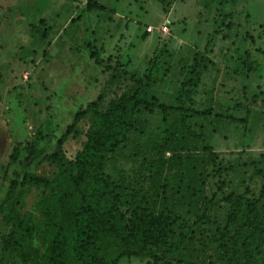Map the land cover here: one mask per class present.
I'll list each match as a JSON object with an SVG mask.
<instances>
[{"label":"trees","instance_id":"16d2710c","mask_svg":"<svg viewBox=\"0 0 264 264\" xmlns=\"http://www.w3.org/2000/svg\"><path fill=\"white\" fill-rule=\"evenodd\" d=\"M249 1L242 0L239 10V0H202L206 11L215 12L207 47L221 31L232 30L247 44L250 16L241 17ZM157 2L166 8L178 0ZM40 6L47 0L31 8L36 12ZM84 9L108 12L93 0ZM29 27L50 46L51 27L44 19ZM86 47L101 68L98 95L74 114L52 152L42 148L51 143L37 130L23 160L28 167L32 159L45 158L56 166V176L18 173L27 150L22 145L1 168L0 264H38L36 234L49 251L39 264H264V154L236 169L214 151L218 126L246 119L194 108L202 77L213 65L207 53H194L172 102L164 104L151 91L159 73L155 62L140 76L111 56L102 60L103 48ZM238 60L240 76L250 75L261 68L264 50L244 49ZM240 98L237 107H245ZM84 120L85 140L69 159L65 140ZM31 187L50 192L38 202L35 217L22 213L21 198Z\"/></svg>","mask_w":264,"mask_h":264},{"label":"rangeland","instance_id":"374dc122","mask_svg":"<svg viewBox=\"0 0 264 264\" xmlns=\"http://www.w3.org/2000/svg\"><path fill=\"white\" fill-rule=\"evenodd\" d=\"M37 1L0 0V172L13 148L22 145L27 150L17 165L18 173L49 180L56 176V166L45 158L32 159L28 167L23 160L37 130L48 136L46 143H51L49 148H42L52 152L73 123L74 114L98 95L101 68L89 58L87 43L103 48L102 60L111 56L140 76L155 62L159 73L151 91L164 104L172 102L182 70L191 64L194 53H207L213 65L202 77L194 108H211L213 113L246 119V123L218 126L211 142L214 151L223 164L236 169L264 154V62L250 75L241 77L237 71L240 51L264 50V0H250L241 17L243 20L245 13L250 16L244 28L250 30L247 44L232 30L221 31L208 47L215 12L213 8L206 11L202 0H178L166 8L157 0H93L108 12L87 14L84 8L88 0H47V6L33 12L31 6ZM40 18L51 27L49 47L30 31L29 23H37ZM148 27L154 32L149 33ZM163 27L164 33L160 31ZM243 91L245 96L239 94ZM239 96L248 110L237 107ZM86 129V121H81L66 138L63 149L69 159L81 149ZM259 183L257 180L253 186L257 189ZM1 185L0 180V194ZM47 194L49 190H26L21 198L22 213L35 217L38 202ZM33 251L38 264L49 252L38 234Z\"/></svg>","mask_w":264,"mask_h":264},{"label":"built area","instance_id":"2783aa9c","mask_svg":"<svg viewBox=\"0 0 264 264\" xmlns=\"http://www.w3.org/2000/svg\"><path fill=\"white\" fill-rule=\"evenodd\" d=\"M147 31L149 33H152V28L151 27H148ZM160 31H162L163 33L166 32V27L161 28Z\"/></svg>","mask_w":264,"mask_h":264}]
</instances>
